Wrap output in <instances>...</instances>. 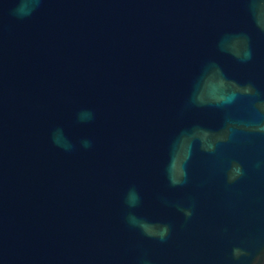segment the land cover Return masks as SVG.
Instances as JSON below:
<instances>
[{"label":"water","instance_id":"1","mask_svg":"<svg viewBox=\"0 0 264 264\" xmlns=\"http://www.w3.org/2000/svg\"><path fill=\"white\" fill-rule=\"evenodd\" d=\"M0 264H264V0H0Z\"/></svg>","mask_w":264,"mask_h":264}]
</instances>
